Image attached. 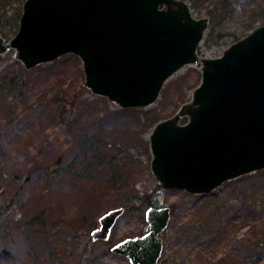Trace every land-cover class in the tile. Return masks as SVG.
I'll use <instances>...</instances> for the list:
<instances>
[{"label": "rangeland", "instance_id": "rangeland-1", "mask_svg": "<svg viewBox=\"0 0 264 264\" xmlns=\"http://www.w3.org/2000/svg\"><path fill=\"white\" fill-rule=\"evenodd\" d=\"M24 1L0 0V37L15 36ZM183 1L195 18H209L199 57H219L264 25V0ZM13 54L0 56V264H129L110 249L148 232L149 208L171 215L158 264H215L230 247L227 264H264V219L231 226L222 248L205 256L178 238L189 220L211 224L241 189L264 188V169L202 195L164 189L151 172L150 134L191 100L200 65L170 77L150 107L122 109L84 86L77 56L26 70ZM118 208L110 238L92 241L99 218ZM40 213L44 224L33 225ZM251 243H260L259 257Z\"/></svg>", "mask_w": 264, "mask_h": 264}, {"label": "water", "instance_id": "water-1", "mask_svg": "<svg viewBox=\"0 0 264 264\" xmlns=\"http://www.w3.org/2000/svg\"><path fill=\"white\" fill-rule=\"evenodd\" d=\"M209 18L183 0H25L15 36L0 37L26 70L75 55L84 86L119 108H148L186 66L200 65L189 102L158 122L149 137L151 172L164 189L208 194L264 169V25L199 57ZM124 208L102 215L92 241H107ZM170 209L149 208V230L110 251L129 264H158Z\"/></svg>", "mask_w": 264, "mask_h": 264}, {"label": "trees", "instance_id": "trees-1", "mask_svg": "<svg viewBox=\"0 0 264 264\" xmlns=\"http://www.w3.org/2000/svg\"><path fill=\"white\" fill-rule=\"evenodd\" d=\"M223 3H225L224 0L220 4ZM248 178H251V176L245 175L239 179ZM216 215L217 217L213 216L211 219L212 221H209L211 224L205 222L193 225L191 224L192 220H189V224L185 225L181 235L178 236L181 242L183 241L182 245L190 248L189 251L195 249L199 256H201V254L205 256L213 251L217 252L218 249L220 250L224 245L231 226H235L240 222L243 223L245 220L256 222L257 220L264 219V188L258 189L253 186H248L245 189H241L237 197L233 199L226 198L225 201H223L218 207ZM44 220V215L40 213L30 222L33 225H43L45 222ZM250 246L254 248L258 256L257 251L262 248L260 243H251ZM230 249L231 247L229 250ZM229 250L228 253L221 256L215 264H227L231 255ZM84 255L85 253H81L80 257H84ZM190 263L192 262H189V264Z\"/></svg>", "mask_w": 264, "mask_h": 264}]
</instances>
